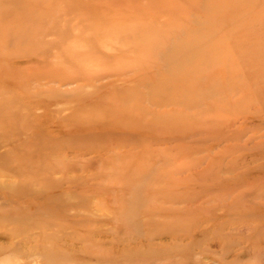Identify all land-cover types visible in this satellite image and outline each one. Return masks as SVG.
<instances>
[{
  "label": "rangeland",
  "instance_id": "rangeland-1",
  "mask_svg": "<svg viewBox=\"0 0 264 264\" xmlns=\"http://www.w3.org/2000/svg\"><path fill=\"white\" fill-rule=\"evenodd\" d=\"M0 264H264V0H0Z\"/></svg>",
  "mask_w": 264,
  "mask_h": 264
},
{
  "label": "bare ground",
  "instance_id": "bare-ground-1",
  "mask_svg": "<svg viewBox=\"0 0 264 264\" xmlns=\"http://www.w3.org/2000/svg\"><path fill=\"white\" fill-rule=\"evenodd\" d=\"M148 69H149V68H148ZM146 72H147V70H146ZM147 73H148V72H147ZM139 74H140V73H139ZM139 74H138V75H139ZM141 74H142V73H141ZM144 75H145V74H144ZM147 76H148V75H147ZM137 78H139V77H137ZM137 78H136V79H137ZM140 78H141V76H140ZM136 79H134V80H136ZM149 79H150V78H149ZM139 80H140V79H139ZM139 80H138V82L140 83ZM130 83H131V82H130ZM134 83H136V82L133 81V84H134ZM145 83L148 84L147 81H145ZM145 83H144V84H145ZM136 84H137V83H136ZM136 84H135V85H136ZM164 84H165V83H164ZM135 85H134V86H135ZM137 86H138V85H137ZM146 86H147V88L149 89L148 85H146ZM146 86H145V87H146ZM160 86H161V85H160ZM148 89H147V90H148ZM146 93H147V92H146ZM126 94H127V93H126ZM147 95H148V94H147ZM128 96H130V95L128 94ZM128 96H126V97H128ZM144 96H145V95H144ZM133 97H134V96H132V98H133ZM137 97H139V96H137ZM130 98H131V97H130ZM130 98H129V99H130ZM143 98H144V97H143ZM145 98H146V97H145ZM145 98H144V99H145ZM122 99H123V98H122ZM147 99H148V98H147ZM148 100H149V99H148ZM124 101H125V100H124ZM127 101H130V100H127ZM131 101H132V99H131ZM117 102H118V101H117ZM125 102H126V101H125ZM125 104H126V103H125ZM141 105H142V108H143V104H141ZM120 107H121V106H120ZM114 108H116V107H114ZM114 108H113V110H114ZM126 108H127V107H126ZM138 108H139V107H138ZM140 108H141V107H140ZM140 108H139V110H142V109H140ZM119 109H120V108H119ZM123 110H124V109H122L121 112H123ZM115 111H116V109H115ZM119 111H120V110H119ZM126 111H127V110H126ZM127 112H128V111H127ZM136 112H137V111H136ZM139 112H140V111H139ZM112 113H114V112H112ZM112 113H109V114L112 115ZM134 113H135V112H134ZM118 114H119V113H118ZM136 114H137V113H136ZM138 114H139V113H138ZM106 115H107V114H106ZM115 115H116V114H115ZM124 115H125V114H124ZM107 116H108V115H107ZM117 116H118V115H117ZM117 116H116V117H117ZM132 116L135 117L134 115H132ZM132 116H131V117H132ZM136 116H137V115H136ZM114 117H115V116H114ZM110 118L112 119V117H110ZM121 118H122V117H120V119H121ZM108 119H109V118H108ZM113 119H114V118H113ZM117 119H118V117H117ZM117 119H115V120H117ZM105 120H106V119H105ZM123 120H124V119H123ZM106 121H108V120H106ZM110 121H111V120H110ZM113 121H114V120H113ZM114 122H115V121H114ZM118 122H119V119H118ZM109 123H110V122H109ZM115 123H116V122H115ZM102 124H103V123H102ZM117 125L119 126V124H117ZM124 125H126V124H124ZM124 125H123V126H124ZM106 126H107V125H106ZM109 126H112V122H111V124H110ZM109 126H108V127H109ZM108 127H107V128H108ZM121 127H122V125H121ZM125 127H126V126H125ZM118 128H120V126H119ZM103 129H104V128H103ZM122 129H123V128H122ZM42 196H43V195H42ZM52 204H53V203H52ZM42 214H43V213H42Z\"/></svg>",
  "mask_w": 264,
  "mask_h": 264
}]
</instances>
